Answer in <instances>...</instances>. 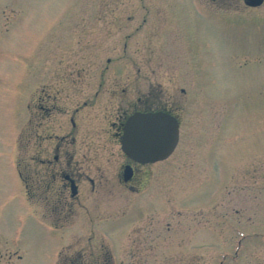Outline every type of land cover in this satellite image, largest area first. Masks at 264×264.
<instances>
[{
    "label": "rangeland",
    "instance_id": "1",
    "mask_svg": "<svg viewBox=\"0 0 264 264\" xmlns=\"http://www.w3.org/2000/svg\"><path fill=\"white\" fill-rule=\"evenodd\" d=\"M157 2L171 4L156 23L163 48L152 42L146 49ZM47 53L53 62L111 58L122 66L119 76L130 75L129 64L132 76L151 71L166 99L175 91L182 105L176 152L148 166L131 183L134 192L123 185L99 194L100 206L128 210L117 219L119 233L105 235L101 246L70 247L85 255L98 250L93 264H264V3L252 9L236 0H0V264H52L63 242L40 223L26 197L31 181L20 180L14 165L26 113L22 92L31 63L42 66ZM28 127L21 139L27 177ZM148 196L163 207L148 212L156 216L152 223L142 213ZM133 205L142 207L141 218L130 220Z\"/></svg>",
    "mask_w": 264,
    "mask_h": 264
},
{
    "label": "flooded vegetation",
    "instance_id": "2",
    "mask_svg": "<svg viewBox=\"0 0 264 264\" xmlns=\"http://www.w3.org/2000/svg\"><path fill=\"white\" fill-rule=\"evenodd\" d=\"M236 1L252 9L264 3L263 0L258 6H250L246 0ZM154 4L155 22L147 29L143 40L146 49L153 46L152 42H156L157 49L163 48L156 35V23L163 16L161 7L171 8V4ZM126 20L131 21L132 16ZM142 20L145 23L147 18ZM125 35L131 37L132 34ZM128 46L129 42L124 40L123 50L126 51ZM52 57L47 53L45 60L40 62H43L42 66L34 62L30 65V84L22 92L26 96L23 106L26 113L17 132L14 165L20 180L31 181L32 188L26 192V197L40 223L58 231L62 237L63 242L53 254L52 264H93V258L100 260L98 250L88 249L85 255L70 246L82 243L101 246L105 243V235L119 233L123 224L117 219L128 211L112 205L100 206L99 194L106 193L105 187L123 185H130V191L134 192L131 183L145 174L148 166L165 161L141 163L123 152L121 141L126 121L136 112H166L174 116L179 122L175 153L181 141L178 114L182 111L181 98L177 99L174 91L169 94L172 99H166L161 81L149 77L151 71L146 76H132V64L126 66L130 75L119 76L117 70L122 66L111 58L103 63L96 60L68 62L62 58L53 62ZM137 72H141L140 68ZM180 89L185 92L184 88ZM23 126H29V177L21 168ZM145 198L147 203L153 202L152 196ZM114 199L118 201L117 196ZM158 205L143 207L145 221L149 218L152 223L156 217L154 211L163 208ZM141 208L133 205L127 218H141ZM80 211L81 219H74Z\"/></svg>",
    "mask_w": 264,
    "mask_h": 264
},
{
    "label": "water",
    "instance_id": "3",
    "mask_svg": "<svg viewBox=\"0 0 264 264\" xmlns=\"http://www.w3.org/2000/svg\"><path fill=\"white\" fill-rule=\"evenodd\" d=\"M263 0H246L251 6ZM179 139L177 119L165 112L131 115L125 123L121 141L124 153L141 163L155 162L168 158Z\"/></svg>",
    "mask_w": 264,
    "mask_h": 264
}]
</instances>
